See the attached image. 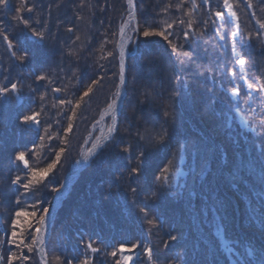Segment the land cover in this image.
<instances>
[{
	"label": "trees",
	"instance_id": "trees-1",
	"mask_svg": "<svg viewBox=\"0 0 264 264\" xmlns=\"http://www.w3.org/2000/svg\"><path fill=\"white\" fill-rule=\"evenodd\" d=\"M222 2L210 0L212 12L221 10ZM79 3L80 0H27L34 10L25 11L23 16L44 32L46 45L31 38L28 32H21L19 21L11 19L20 0H10L7 10L0 9V31L6 30L15 45L9 50L0 37V86L17 80L33 84L32 76L39 71L47 73L51 80L50 85L33 84L36 92L22 87V95L0 107V213L4 216L0 224V254L11 248L17 256L29 257L27 261L17 259L13 264H41L35 243L32 242L31 252L25 247L30 241L23 218L24 228L22 233L17 230L21 233L17 243L23 238L25 244L17 249L7 243L9 237L4 235V230L9 228V215L14 217V211L19 210L16 199L25 206L35 200L49 211L57 192L53 189L61 187L90 136L96 135L101 116L118 93L121 75L118 42L120 27L128 14L127 0H85L86 7L82 9L77 7ZM230 3L239 17L240 39L252 36L251 41H244L243 47L237 45V52L246 59L245 71L250 81L259 79L264 76V36L257 39V32L264 30L256 22L264 23V0H230ZM246 3L252 7H245ZM202 4L203 0H135L137 27L143 29L145 22L155 21L159 25L176 22L171 30L176 37L173 43L183 44L181 27L186 28L191 21L197 34L192 44L197 62L179 64L186 46L173 53L171 45L160 37L146 40L138 36L137 52L128 60L127 94L119 135L81 172L59 209L47 246L49 264H66L67 259H73L76 264V259L83 260L85 249L81 237L83 241L92 240L93 247H99L103 253H110L113 245L118 249L121 243L126 247L140 243L142 247H151L162 258L161 264L168 257H176V264H183L185 257L188 264H238V261L244 264L246 249L264 245V228L259 222H250V217L259 216L262 178L242 168L245 179L234 188L227 175L232 161L239 163L241 154L252 159L251 146L264 137V127L258 123L261 116L247 111L237 113L229 107L220 82L225 80V65H233L230 38L233 29L225 24L221 34L227 35L223 41L218 40L211 24L201 35L197 22L209 19L207 8L199 7ZM167 5L171 8L165 14ZM177 6L180 11L176 10ZM189 11L191 17L187 15ZM178 18L186 24L179 25ZM69 27L74 28L73 33L67 31ZM77 35L81 37L79 41H75ZM221 44L225 47L221 48ZM19 49L32 53L26 63L12 57V51L20 55ZM100 76L104 78L93 86L89 96L79 100L75 94L79 92L82 96ZM180 79L185 81L183 87ZM237 83L242 85L239 80ZM53 86L61 87L62 92H51ZM225 86L230 87L226 80ZM247 92L242 85V106L251 104L264 110V100L257 99L262 94L253 90L248 96ZM41 95L44 100L40 99ZM57 96H66L74 104L79 102L80 107L72 109L75 117L65 119L71 110L68 105H60ZM29 107L41 111L39 119L43 127L37 129L33 125L31 131L25 132L17 123V116ZM165 109H171L175 115L176 129L170 128V138L156 144L152 137L159 139ZM68 123L73 125L71 133L66 130ZM145 129L150 133L148 139L137 144V131ZM125 141L147 149L143 174L138 179L128 177V169L135 165V152L132 161L125 159L124 154L118 155ZM57 145L54 150L53 146ZM60 148L64 151L56 168L40 184L33 185L31 191L25 193L22 187L10 183L17 175L23 182L28 171H21L22 163L15 161L17 151H25L30 169H43L54 161ZM205 163L211 166L212 177L220 178L218 188L227 203L222 213L227 216L226 221L219 220L211 211H201L199 185ZM130 185H138L136 193L131 192ZM161 187L167 189L168 195L153 198L152 193ZM194 189L198 194L190 197ZM140 207L150 210L147 218L139 213ZM39 215L38 211L37 218ZM157 217V223L146 222ZM29 220L36 224L32 217ZM169 232L183 236L178 241H168ZM166 241L167 249L163 247ZM87 255L92 258L91 264H113L116 259L101 253ZM125 255H133L134 264H148L147 255L139 248ZM118 258L123 257L118 253Z\"/></svg>",
	"mask_w": 264,
	"mask_h": 264
},
{
	"label": "snow or ice",
	"instance_id": "snow-or-ice-1",
	"mask_svg": "<svg viewBox=\"0 0 264 264\" xmlns=\"http://www.w3.org/2000/svg\"><path fill=\"white\" fill-rule=\"evenodd\" d=\"M127 4L129 7V14L130 10L135 7L133 0H127ZM10 7V0H0V9L7 10ZM78 8H84L86 7L85 0H80V3L77 5ZM193 7H197L195 4H193ZM199 7H206L207 8V15L209 16V19L201 20L198 23V26L202 29L201 35L207 32L209 24H211L215 30L216 36L218 37L219 41L225 40V34H221L222 30L224 29L225 24H228L231 30L230 38H231V52H232V59H233V65L231 67H228L225 65V69L223 72V77L227 81V84L230 85V87L225 86V80H221L220 87L223 92L227 94L228 98V104L231 109H234L237 113L240 112H251L255 115L261 116V120L258 122L261 127H264V110H258L257 108L252 107L251 104H246L245 106H242L241 102V87L246 86L248 92L246 95L251 96L252 91L255 90L256 92H259L262 94V96L257 97V99L264 100V76H261L259 79L251 80L246 74L245 71V65H246V59L244 58L243 54L240 52H237V45L239 44L241 47L244 46V41H251L252 36L249 34L246 38L240 39V24H239V17L237 16L236 11H234L232 4L230 3V0H223L221 10L212 12L210 0H203V4ZM245 7L251 8V3H246ZM169 8H171V5H167L164 7L165 14L168 12ZM34 10V6H28L27 0H20V6H17L14 9L15 15L11 17L13 21H19V24L21 25V32H28L36 41H39L42 45L47 44V38L43 31L38 30L37 28L33 27L32 24L28 19H25L23 16V13L25 11L32 13ZM177 11H180V6H177ZM187 15L189 17L192 16V12H187ZM254 15V13H253ZM214 17V19H212ZM80 19H83L82 16H79ZM234 20V24H233ZM177 22L179 25L184 26L186 24V21L184 19L178 18ZM176 22L168 23L166 22V25H159L156 24L155 21L153 24H148L145 22V27L141 29L140 27H136L134 30V34L136 36L142 35L146 40L153 37H160L164 41H167L169 45H171V50L173 53H177L178 48H184L186 46L187 50L182 51V56L184 59H179L180 65H193L196 61L195 56V49L192 47V44L194 40L196 39V31L192 26V22H187V27H181V38L183 40V44H176L173 43L172 40L176 39L175 34L171 31L174 28V24ZM259 25V29L264 30V23H261L260 21L256 22ZM159 29V30H157ZM69 33L74 32V28L69 27L67 29ZM170 36L172 39H170ZM262 36H264V33L257 32V39H260ZM0 37L3 38L4 42L7 44V48L9 50H12L15 48V45L13 43V40L9 38L7 31H0ZM81 37L77 35L75 37V41H79ZM73 41V43H75ZM221 48L225 47V45L221 44ZM20 55L17 56L16 51H12L11 55L14 59H18L21 64L26 63L30 58L32 53H30L27 49H19ZM121 59L120 69L121 73L124 71V59H125V52L123 50V47H121V50L118 54ZM103 67V65H101ZM104 77L100 76L99 79H94L92 81V85L87 87V90L83 91V95H79V92H77L75 95L78 96L79 100H83L84 97H88L89 94L93 90V86L95 84H98L100 80H102ZM33 84L39 86L41 85V82H44L46 84H51L50 77L47 73L43 71L36 72L34 76H32ZM241 81V84H238L237 81ZM121 83H124V78L121 76ZM181 86L183 87L185 84L184 79H180ZM10 84V86H9ZM9 84H4L0 86V107H2L4 104L11 101L13 97H19L22 95L21 88H27L31 92H36V87H33V84H27L20 80H17L16 82H9ZM213 84H216V81L213 80ZM51 92L54 93H61L62 88L58 86H53L50 89ZM232 98H235L234 100ZM41 100H44V95L40 96ZM55 99L58 100V103L60 105H68L70 111V115H65V119H71L75 117L76 113L73 109L79 108L80 104L79 102H76L74 104L72 99H68L66 96H57ZM117 101H113V105H115ZM213 103H215V100H213ZM246 103V102H245ZM115 111V108H114ZM164 122L162 125H160L161 132L159 133V139H156L155 137H152L153 140H155L156 144H162L165 142L166 138H170L171 132L170 128L172 130L176 129V117L173 114L171 109H165L164 110ZM41 116V111L39 110H33L31 107L27 110V112H21L17 116V123L21 126V129L25 132L31 131L32 126H37V129L40 127H43L41 124V120L39 117ZM114 127H113V133L114 137L119 135V127L115 126L117 125V121H113ZM155 127V125H153ZM67 132L71 133L73 131V125L71 123L67 124ZM45 135H49V132H46ZM59 135H63V130L59 133ZM150 133L148 129H145L144 132H140L139 130L136 133V141L137 144L144 142L146 139H148ZM54 150L57 146H53ZM252 159L248 160L246 159L243 154H241V158L239 160V163H236L235 160L232 161L231 167L227 170V175L231 181H233V187H238L241 182L245 179V176L243 175V169H248L251 171L256 172L261 178L262 182L259 183V193L258 198L260 200V209H259V216H252L250 217V222L256 223L259 222L261 228H264V137H260L257 141H254L252 146ZM34 151V150H33ZM64 149L60 148L59 153L55 156L54 161L49 163L47 167L43 169H30L29 168V161L26 159L25 151H17L15 154V161H19L22 163L23 168L20 169L23 171L24 169H27V173L25 175V178L17 175L14 179L10 181L12 185H17L22 187L25 190V193L31 191L33 185L40 184L43 180H45L48 177V174L52 172L55 168L57 163L60 161V153H63ZM135 152V165L130 167L128 169V177L129 178H136L142 176L143 174V167L145 158L147 156V149L143 147H137L136 144H133L131 142L125 141L123 146L119 148L118 155L124 154V158L132 161L133 160V153ZM19 168V165H17ZM201 170L203 171V175L200 176L202 183L199 185V194L202 197V203L203 208H201L202 212H208L211 211L213 215L217 216V218L221 221H226L227 216L222 215L224 210L227 207V203L225 198L221 195L220 190L218 188V184L220 182V178H213L212 177V169L211 166L205 163ZM167 171V169H165ZM113 178H115V174H113ZM256 187L255 185L253 186ZM138 185L133 187L130 185V190L132 193L137 192ZM59 189L54 188L53 191H58ZM197 191L194 189L192 192L189 193L190 197H196ZM168 195V191L166 188L161 187L156 192L152 193V197H161L164 198ZM183 193H181V196ZM16 205L18 206L19 210L14 211V217L10 214L8 217L9 222V228L4 230V235L9 237V240L7 243H10L14 245L17 249L20 248L21 245L25 244V241L23 238L19 239V243H17L18 237L21 235L24 225L21 223V218H23L24 222L28 225V233L27 238L30 241L29 244L25 245V247L28 248V251H33L32 248V242L39 243L41 247L37 249L41 264H48L47 254L43 249V240L41 238L42 231L46 228V220L45 217L48 214V210L46 208L41 207L37 201L33 200L30 205H22L20 199H16L15 201ZM133 204H135V201H133ZM25 207L31 208V211L23 210ZM39 211L40 215L39 218H37V212ZM149 209L145 207L139 208V213L142 214L145 218L149 215ZM29 217H32L36 220V224H32V220H29ZM4 220V216L2 213H0V224H2ZM159 218L156 219H147L146 222L149 224L157 223ZM21 230V233H18L17 230ZM264 235V233H262ZM183 234H180V237L178 235L169 232L167 236L168 241H178L179 238H181ZM81 241L84 244L85 249V256L83 260L76 259V264H91L92 258L87 255L88 252L91 254H97L101 253V255H110L113 258H116L113 261V264H131V262L134 259L133 255H125V253H134L136 249H141L142 253H145L147 255V261L148 264H161V257L154 254V251L151 247H142L140 243H133L130 247H126L124 243H121L119 248H115L113 245V250L110 251V253H103L101 252V249L99 247H93V241H83V237H81ZM163 247L167 249L169 247L168 242L166 241L163 244ZM118 253L123 258H118ZM245 260L244 264H264V245H260L255 248H248L243 253ZM17 259H21L23 261H27L29 259L26 255L17 256L16 254L12 253V249L8 248L3 254H0V264H13L14 261ZM59 257H57V260L59 261ZM66 264H73V259H67ZM103 264V262H102ZM163 264H176V257H168L163 259ZM183 264H188V261L185 257ZM239 264V261H238Z\"/></svg>",
	"mask_w": 264,
	"mask_h": 264
},
{
	"label": "water",
	"instance_id": "water-1",
	"mask_svg": "<svg viewBox=\"0 0 264 264\" xmlns=\"http://www.w3.org/2000/svg\"><path fill=\"white\" fill-rule=\"evenodd\" d=\"M133 2H134V0H133ZM134 5H135V2H134ZM132 13H133L132 21H134L136 23V9H135V7L132 8ZM136 42H137V40L135 41L134 50L132 52L128 51L126 49V46H125V48H123V50L125 52V59H124V71H123V73H121V76H123V78H124V83H121L120 82V85H119L120 90L122 89V96H121V98H120L119 103L117 104V106L114 107L115 108V111H114V108H113V104H111V110H113V113H112V122L110 124L109 130H108V133H107V136L104 137V139L102 140V142H100V144L94 149V151L89 155V157L87 158V160L83 164L81 163V160H82V157H83V154H82V156L80 157V159L78 160V162L72 167L71 172L68 174L66 180L63 183V186L56 193L55 198H54V201H53V204L51 206V209H50L49 213L47 214V216L45 217V220H46V228L40 234L41 235V238L43 240V249H44L45 252H46V243H47V240H48V236L50 234L51 227H52V224H53V221H54V218H55V215H56V212H57L59 206L61 205L62 201L66 197L68 191L70 190V188L74 184L75 180L78 178V176L81 173V171L87 165H89V163L93 159V157L100 151V149L114 135V133L112 131L113 130V127H114V124H113V121L114 120L117 121V125H115V126H118L119 116H120L121 109H122V106H123V103H124V99H125V95H126L127 69H128V62H127V60H128V58L130 56H132V55L135 54L136 49H137ZM121 47H122V31H121V34H120V41H119V44H118V50H119V52L121 50ZM120 62H121V59H120ZM95 145H96V142L92 145V147L90 149L92 150L95 147ZM40 247H41V245L39 244L38 249Z\"/></svg>",
	"mask_w": 264,
	"mask_h": 264
},
{
	"label": "rangeland",
	"instance_id": "rangeland-1",
	"mask_svg": "<svg viewBox=\"0 0 264 264\" xmlns=\"http://www.w3.org/2000/svg\"><path fill=\"white\" fill-rule=\"evenodd\" d=\"M128 15H129V13L127 14L124 22H126V19H127ZM136 27H137V25L135 26L134 22L132 21V23H131L130 27L128 28V31H127V33L125 35V39H126V49L128 51H132V47H133V43H134V42H132V40H134V36H135L134 30H135ZM136 38H138V36H136ZM115 99H116V97H115ZM105 115H106V117H104ZM110 118H111V116H110V114H108V111H107L102 116V119L98 122V125L96 127L98 134L96 133L97 135L93 138V140H91V142L89 143V145L85 148V151L84 152L88 151L91 148L92 143L94 142V140L96 139V137L99 135V133H102L103 131H107L109 129V126H110L109 125ZM51 206H52V204H51ZM51 206H50L49 210L51 209ZM35 246H36V249H38L39 243H35ZM46 254H47V250H46ZM47 256H48V254H47ZM134 262L135 261L133 260L131 262V264H134Z\"/></svg>",
	"mask_w": 264,
	"mask_h": 264
},
{
	"label": "bare ground",
	"instance_id": "bare-ground-1",
	"mask_svg": "<svg viewBox=\"0 0 264 264\" xmlns=\"http://www.w3.org/2000/svg\"><path fill=\"white\" fill-rule=\"evenodd\" d=\"M132 16H133V13H132V9L130 11V14L129 16L127 17L126 19V22L124 23V25L122 26V34H123V39H122V47L125 48L126 46V39H125V35L128 31V28L130 27L131 23H132ZM122 96V89L120 90L118 96H117V99L115 101H117V103L115 105H113V108L117 106V104L119 103V100ZM113 113V110H110L108 112V114H112ZM107 136V132L106 131H103L101 133V136L99 137V139H97L95 142H96V145L95 147L90 151V152H84V156H83V159L81 160V163L83 164L87 158L89 157V155L94 151V149L100 144V142H102V140L104 139V137Z\"/></svg>",
	"mask_w": 264,
	"mask_h": 264
}]
</instances>
